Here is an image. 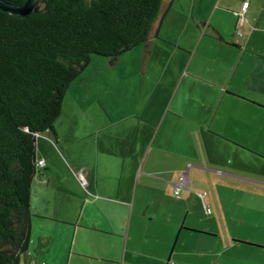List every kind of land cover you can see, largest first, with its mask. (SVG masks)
<instances>
[{"label":"crops","instance_id":"crops-1","mask_svg":"<svg viewBox=\"0 0 264 264\" xmlns=\"http://www.w3.org/2000/svg\"><path fill=\"white\" fill-rule=\"evenodd\" d=\"M168 4L147 43L101 68L104 89L119 102L130 95L132 109H63L62 123L38 138L44 164L31 186L21 264H207L211 242L201 236H216L196 226L192 199L206 212L210 200L219 217L228 181L264 199V0ZM238 239L217 254L257 249Z\"/></svg>","mask_w":264,"mask_h":264},{"label":"trees","instance_id":"trees-1","mask_svg":"<svg viewBox=\"0 0 264 264\" xmlns=\"http://www.w3.org/2000/svg\"><path fill=\"white\" fill-rule=\"evenodd\" d=\"M168 1L40 0L25 17L0 10V264H21L29 249L37 140L54 129L69 86L93 55L113 64L147 43Z\"/></svg>","mask_w":264,"mask_h":264},{"label":"rangeland","instance_id":"rangeland-1","mask_svg":"<svg viewBox=\"0 0 264 264\" xmlns=\"http://www.w3.org/2000/svg\"><path fill=\"white\" fill-rule=\"evenodd\" d=\"M107 63H110L109 58L97 55L92 56L89 66L75 81L71 83L72 86H69L68 91L66 92L67 94L63 100L62 110L77 107L80 110L85 108L87 111H94L97 109L103 110L104 108H110L113 110H118L119 108L132 109L133 101L130 95L121 98L119 102L115 99L114 95L111 96V93L109 95L108 89L107 91L104 89L105 86H103L104 83L102 79H108L109 71L105 68L104 71L101 72V68L104 64L107 65ZM83 87H85V89H81ZM112 91L115 94V91ZM59 119L57 120V123L61 124L63 119L62 115ZM43 134H41L40 137H42ZM49 142L55 146V148L59 149L56 145L55 139H51ZM49 142H45V149L47 145H49ZM232 161L234 160L232 159ZM233 164L234 167H238V165H235L236 161H234ZM221 165L224 166L225 170H228V167H233L231 165H228V167H225L226 165L223 164ZM239 165H241V168L238 174L241 176L247 171H245L244 165ZM223 177L224 176H220V179ZM257 178H264V174H259L258 169ZM228 182V185L224 189L228 196V202L223 217H219L218 208H216L214 203H211L209 199L207 204L209 205L211 212L213 211L214 214L211 215V212L208 214L204 211L203 203L197 195L205 192V189H202V191H196V196L198 198H193L191 202H195L199 205L196 214L194 215L196 226L200 228H210L212 232L208 234L216 236H201L211 242L207 249L212 250L210 252L211 255L206 256L205 262L207 264H264V206L262 205L264 204V199L262 198L261 201V197L257 196V199L250 200L247 189L252 188V186L246 183H240L239 181ZM261 187L263 186H258L257 189L261 190ZM182 193H179V196H181ZM176 196L178 195L176 194ZM240 203L241 205H239ZM261 207L263 210L260 209ZM233 237L241 238L238 239L239 241L250 242L252 243V246L255 244V246L257 245V249L251 248L247 245H241V248L235 252L223 250V254L218 255L216 249L221 248L223 243L232 242Z\"/></svg>","mask_w":264,"mask_h":264},{"label":"water","instance_id":"water-1","mask_svg":"<svg viewBox=\"0 0 264 264\" xmlns=\"http://www.w3.org/2000/svg\"><path fill=\"white\" fill-rule=\"evenodd\" d=\"M40 0H26L24 5H16L9 3L5 0H0V10L12 15L18 16H28L33 13L39 12L40 9Z\"/></svg>","mask_w":264,"mask_h":264},{"label":"built area","instance_id":"built-area-1","mask_svg":"<svg viewBox=\"0 0 264 264\" xmlns=\"http://www.w3.org/2000/svg\"><path fill=\"white\" fill-rule=\"evenodd\" d=\"M249 6H250V2L249 1H245L242 5V8L241 10L237 13V16H238V28H237V33L239 35H242V32H241V28L244 26V24L246 23V16L245 14L247 13L248 9H249ZM44 164V161H40L37 163L38 167L40 166H43ZM80 180H81V183L83 185H85V181H84V178L81 176L80 177ZM182 184L181 185H178L176 187V193L179 194L183 188H184V185H186L187 183L185 182V176L182 178ZM207 212L210 213L211 210L207 207ZM41 264H47L45 262H42Z\"/></svg>","mask_w":264,"mask_h":264}]
</instances>
